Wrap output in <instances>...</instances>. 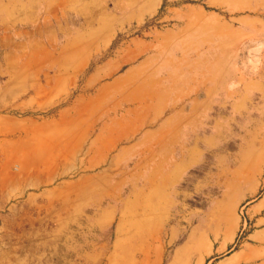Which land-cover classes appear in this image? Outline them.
I'll return each instance as SVG.
<instances>
[{"label":"rangeland","instance_id":"1","mask_svg":"<svg viewBox=\"0 0 264 264\" xmlns=\"http://www.w3.org/2000/svg\"><path fill=\"white\" fill-rule=\"evenodd\" d=\"M17 2L0 0V264L27 263L35 230L4 214L43 190L81 200L51 264H211L256 243L264 0H89L32 22Z\"/></svg>","mask_w":264,"mask_h":264},{"label":"crops","instance_id":"2","mask_svg":"<svg viewBox=\"0 0 264 264\" xmlns=\"http://www.w3.org/2000/svg\"><path fill=\"white\" fill-rule=\"evenodd\" d=\"M88 1L89 0H20L21 4L18 5V2L16 4L15 19L32 22L34 21L35 17H47V15L56 12L57 8H61L74 2L80 4V6L76 8V11H83L87 6ZM83 195L85 196L84 193ZM78 196L80 198V194H74L73 199ZM59 197L62 199L63 194H53L46 190L23 193L19 196L18 203L13 205L15 207L10 208L14 212H9L8 210L4 214L5 226H8L7 222L14 220V227H18V222H20L21 219L22 224L24 223L22 228L28 227L33 228L31 231L35 230L34 233L36 240L32 238V240L29 242L32 252L23 258L25 261L27 260L26 264H28V260L33 261L35 264H51L48 262L49 260L53 259L49 258L47 255L48 251L50 250L51 254L54 252L53 255L56 256L55 261H64V243L62 242L61 238L64 235L63 220L69 221L72 218L71 214L79 211L81 200H73V202H69L68 200L65 202L60 200ZM52 208H55V212L58 214L56 218L60 222L50 226L47 220L54 217L50 212ZM253 209H259V211L264 209V195H262V197H260L259 200L253 204ZM38 210L40 211L39 213L42 214V218L38 219L37 225H35V222L37 221H25L26 218L24 214L37 212ZM254 220L256 225L259 226V228L255 229L254 234L256 243L252 244L249 241L240 243L241 247L239 249L234 250L222 258L215 259L211 264H242L245 257L254 254L256 251L258 252L259 248H264V214L260 213V215H256ZM48 229L52 230L50 236L54 238L55 243L54 241L52 242V238L48 236ZM226 248L227 243H221L218 247V253L225 251ZM34 250H36L35 254ZM254 264H264V256H261Z\"/></svg>","mask_w":264,"mask_h":264},{"label":"trees","instance_id":"3","mask_svg":"<svg viewBox=\"0 0 264 264\" xmlns=\"http://www.w3.org/2000/svg\"><path fill=\"white\" fill-rule=\"evenodd\" d=\"M234 248H236V246Z\"/></svg>","mask_w":264,"mask_h":264}]
</instances>
